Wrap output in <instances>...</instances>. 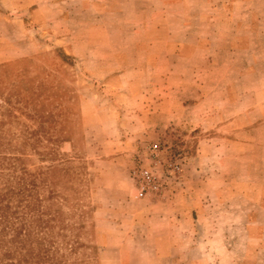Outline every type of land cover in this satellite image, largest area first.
Wrapping results in <instances>:
<instances>
[{
  "label": "rangeland",
  "instance_id": "obj_1",
  "mask_svg": "<svg viewBox=\"0 0 264 264\" xmlns=\"http://www.w3.org/2000/svg\"><path fill=\"white\" fill-rule=\"evenodd\" d=\"M64 7L44 4L43 20L52 30L46 24L25 34L16 25L20 19L5 14L0 5V191H5L11 164L17 172L24 168L36 174L40 211L49 214L44 224L54 220L48 231L53 244L44 240L45 231L40 235L51 249L50 260L42 264H153L152 252L168 247L163 244L160 222L167 219L169 205H184L181 196L187 187L190 204L199 197L198 154L203 148L213 162L226 157L222 140L228 134L195 128L200 85L194 83L193 71L199 69L195 68L198 62L192 63L193 69L176 60L168 68L150 69L140 67L145 57L136 53L91 50L90 45L100 39L93 30L97 19L89 20L71 5L68 14L78 19L69 24L56 21L53 12ZM32 19L26 14L28 25ZM90 31L92 35H86ZM70 47L73 50H67ZM156 76L172 79L167 83L168 79ZM202 86L207 100L199 111L233 109L237 117L250 106L257 111L255 118H260L264 97L251 99L248 105L241 97L250 87L264 92V85ZM228 88L238 99L231 101L221 94ZM162 114L170 117L168 122ZM152 145H159L165 159L180 163L183 173L179 183L171 185L167 199L139 200L131 171ZM215 167L226 170L227 162H209L204 168ZM230 168L238 170L235 165ZM148 218L156 222L154 226L147 227ZM222 240L206 246L207 260L190 261L226 264L211 258L222 257ZM249 245L236 247L231 264H259L246 254ZM260 259L264 264V253ZM18 260L17 255L3 257L2 264H18Z\"/></svg>",
  "mask_w": 264,
  "mask_h": 264
},
{
  "label": "crops",
  "instance_id": "obj_2",
  "mask_svg": "<svg viewBox=\"0 0 264 264\" xmlns=\"http://www.w3.org/2000/svg\"><path fill=\"white\" fill-rule=\"evenodd\" d=\"M44 4L51 8L65 5L63 10L59 11V7L53 13L56 21L61 19L67 24L78 19L68 14L71 5L89 20L96 18L98 24H94L93 30L100 39L90 45L91 50L136 53L139 58L145 57L140 67L150 69L168 68L173 60L193 69L192 63L198 62L195 68L199 69L193 71L194 83L200 85L194 122L198 127L195 128L201 132H226L228 135L222 141L227 153L226 157L213 162V157L209 159L201 149L196 158L201 170L196 172L202 188L198 191L199 197L194 205L190 204L188 200L192 195L187 187L181 196L184 205L176 206L173 202L169 205L167 219L160 222L167 251L152 252L153 264L161 260L173 261L172 264H194L191 259L205 261L208 258L206 246L220 237L224 238L221 241L224 253L222 257L213 255L212 259L231 264L230 259L238 252L236 247L250 244L244 247L249 248L246 254H250V260H259L261 264L260 256L264 253V107L260 109V118H255L257 111L250 106L237 117L233 109L210 113L199 110L207 100L202 85H264V0H0L1 10L19 18L16 25L25 34L49 25L43 20ZM26 14L33 18L32 24L26 23ZM86 35H92L91 31ZM162 77L168 79L167 83L171 82V77L156 76ZM114 79L121 82L119 77ZM221 94L231 101L238 96L229 88ZM258 97H264V92L252 91L250 87L241 99L248 105L251 99ZM161 116L168 122V115ZM234 149H239V153L235 154ZM223 161L227 162L226 170L204 168L209 162L217 165ZM231 165L238 170L230 168ZM153 222L148 218L147 227L154 226L156 222ZM153 232L155 230L149 234ZM101 239L107 242L106 237Z\"/></svg>",
  "mask_w": 264,
  "mask_h": 264
},
{
  "label": "trees",
  "instance_id": "obj_3",
  "mask_svg": "<svg viewBox=\"0 0 264 264\" xmlns=\"http://www.w3.org/2000/svg\"><path fill=\"white\" fill-rule=\"evenodd\" d=\"M1 163L0 161V167L3 166ZM10 169L5 191H0V264L3 257L12 255L18 256V264L45 263L50 260L51 249L44 246L40 235L45 231L44 240L53 244L48 231L49 224L54 220L50 219L44 224L43 219L49 214L40 211V201L37 199L40 186L36 174H30L24 168L17 172V167L13 164ZM5 248L7 251L2 255Z\"/></svg>",
  "mask_w": 264,
  "mask_h": 264
},
{
  "label": "built area",
  "instance_id": "obj_4",
  "mask_svg": "<svg viewBox=\"0 0 264 264\" xmlns=\"http://www.w3.org/2000/svg\"><path fill=\"white\" fill-rule=\"evenodd\" d=\"M182 173L180 163L172 158L165 159L159 145H152L149 154L144 159H137L131 171L136 198L167 199L172 190L171 185L179 183Z\"/></svg>",
  "mask_w": 264,
  "mask_h": 264
}]
</instances>
